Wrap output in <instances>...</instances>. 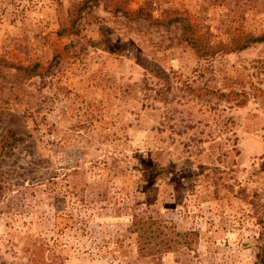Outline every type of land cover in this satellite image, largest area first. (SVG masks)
Here are the masks:
<instances>
[{
    "label": "rangeland",
    "instance_id": "rangeland-1",
    "mask_svg": "<svg viewBox=\"0 0 264 264\" xmlns=\"http://www.w3.org/2000/svg\"><path fill=\"white\" fill-rule=\"evenodd\" d=\"M262 35L264 0H0V264H253ZM49 179L83 188L93 232L58 217ZM105 190L189 246L138 256Z\"/></svg>",
    "mask_w": 264,
    "mask_h": 264
},
{
    "label": "trees",
    "instance_id": "trees-1",
    "mask_svg": "<svg viewBox=\"0 0 264 264\" xmlns=\"http://www.w3.org/2000/svg\"><path fill=\"white\" fill-rule=\"evenodd\" d=\"M262 40H264V35L254 39V41L257 42ZM18 140L19 139H17V141ZM261 166L263 167L264 163L263 165L261 164ZM75 173L77 172L74 171L71 175L74 176ZM49 180V185L47 186L48 191L54 194L55 198H62V200L67 199L69 206H71L68 211L62 209L60 212H57L58 215H60L58 217L70 222L69 227H72V225L76 223L75 231L77 230L81 233L93 232L88 226V219H90L91 216L87 213V210L93 208V206H91L90 201L85 202L82 194L83 188L78 191L75 189V186L68 187L69 185L66 181L64 185L65 188H60L52 179ZM99 195L103 198L101 201H107L106 204L111 203L112 205L111 207L101 206L100 208L102 210H107L111 214L118 213L116 215L117 218L120 217V211L122 212L123 209L127 210V212L122 213L124 216H127V219L124 221L125 226L123 230L128 234H133V244L135 246V252L139 254L138 256L151 258L171 253L175 245L189 246L192 231L179 230L171 220H166L162 217H154L149 213L151 206L148 203H144L145 206L141 207V205H139L140 203L135 198L129 197L125 193L122 196L120 193H117L116 196H108L105 190L102 194L99 193ZM75 196L77 197L78 206H76L73 199ZM71 211H74V217H72ZM117 225L120 224L117 223ZM167 234H171L170 237ZM122 242V239H116L114 242L115 247L116 245H118V248L122 247ZM101 243V247H106L109 240L101 239ZM256 248L258 252L255 255L253 264H264V240H261V243L258 244Z\"/></svg>",
    "mask_w": 264,
    "mask_h": 264
}]
</instances>
